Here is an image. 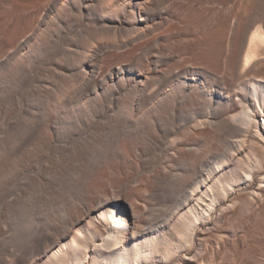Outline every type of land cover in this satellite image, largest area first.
Wrapping results in <instances>:
<instances>
[{
	"label": "bare ground",
	"instance_id": "bare-ground-1",
	"mask_svg": "<svg viewBox=\"0 0 264 264\" xmlns=\"http://www.w3.org/2000/svg\"><path fill=\"white\" fill-rule=\"evenodd\" d=\"M0 264H264V0H0Z\"/></svg>",
	"mask_w": 264,
	"mask_h": 264
},
{
	"label": "rangeland",
	"instance_id": "rangeland-1",
	"mask_svg": "<svg viewBox=\"0 0 264 264\" xmlns=\"http://www.w3.org/2000/svg\"><path fill=\"white\" fill-rule=\"evenodd\" d=\"M16 244L9 242L8 243V247L6 248V250H2L3 241H0V251H1V253L4 255V254H8V253L15 252L17 250L23 249L24 246H23L22 242H18V245H16Z\"/></svg>",
	"mask_w": 264,
	"mask_h": 264
}]
</instances>
